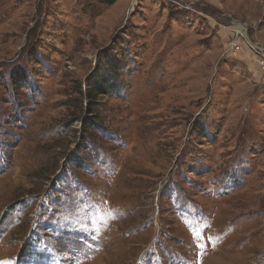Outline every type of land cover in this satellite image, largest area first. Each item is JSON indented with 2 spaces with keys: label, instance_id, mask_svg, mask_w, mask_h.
<instances>
[{
  "label": "rangeland",
  "instance_id": "1",
  "mask_svg": "<svg viewBox=\"0 0 264 264\" xmlns=\"http://www.w3.org/2000/svg\"><path fill=\"white\" fill-rule=\"evenodd\" d=\"M0 264H264V0H0Z\"/></svg>",
  "mask_w": 264,
  "mask_h": 264
},
{
  "label": "bare ground",
  "instance_id": "2",
  "mask_svg": "<svg viewBox=\"0 0 264 264\" xmlns=\"http://www.w3.org/2000/svg\"><path fill=\"white\" fill-rule=\"evenodd\" d=\"M239 32V31H238ZM245 41H247V40H245Z\"/></svg>",
  "mask_w": 264,
  "mask_h": 264
}]
</instances>
